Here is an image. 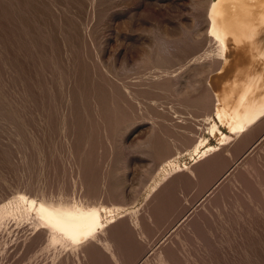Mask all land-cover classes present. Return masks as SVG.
I'll list each match as a JSON object with an SVG mask.
<instances>
[{
  "label": "rangeland",
  "instance_id": "1",
  "mask_svg": "<svg viewBox=\"0 0 264 264\" xmlns=\"http://www.w3.org/2000/svg\"><path fill=\"white\" fill-rule=\"evenodd\" d=\"M211 1L0 0V264H264V112L217 119Z\"/></svg>",
  "mask_w": 264,
  "mask_h": 264
},
{
  "label": "bare ground",
  "instance_id": "2",
  "mask_svg": "<svg viewBox=\"0 0 264 264\" xmlns=\"http://www.w3.org/2000/svg\"><path fill=\"white\" fill-rule=\"evenodd\" d=\"M208 18L210 32L223 53L220 66L210 75L209 87L215 97L217 119L234 132L264 112V0H212ZM216 125L210 135L224 139L227 134ZM208 146L205 137L193 153ZM20 198L34 206L48 226L59 229L72 242L85 240L101 222V209L97 207H62Z\"/></svg>",
  "mask_w": 264,
  "mask_h": 264
}]
</instances>
